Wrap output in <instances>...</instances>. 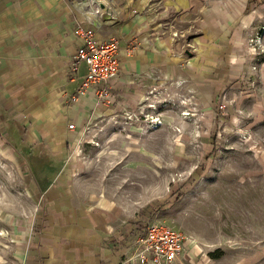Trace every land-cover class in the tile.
Listing matches in <instances>:
<instances>
[{
  "label": "rangeland",
  "instance_id": "374dc122",
  "mask_svg": "<svg viewBox=\"0 0 264 264\" xmlns=\"http://www.w3.org/2000/svg\"><path fill=\"white\" fill-rule=\"evenodd\" d=\"M154 2L166 64L133 74L146 82L138 102L121 88L117 110L53 158L0 137V264H21L56 182L138 235L150 222L179 230L178 264H264V0Z\"/></svg>",
  "mask_w": 264,
  "mask_h": 264
},
{
  "label": "crops",
  "instance_id": "0c3cea01",
  "mask_svg": "<svg viewBox=\"0 0 264 264\" xmlns=\"http://www.w3.org/2000/svg\"><path fill=\"white\" fill-rule=\"evenodd\" d=\"M84 2L79 1L85 12ZM113 2L115 21L104 11L106 23L97 27V37L115 38L121 47L119 74L124 77L121 82L111 80L110 95L128 86L135 90L134 103L144 94L146 82L138 84L133 74L165 69V54L151 40L159 30L152 12L155 2ZM83 11L78 13L70 0H0V137L29 155L41 146L46 157L60 155L58 144L75 142L77 129L83 132L90 119L117 110L112 99L99 103L96 88L77 101L71 99L87 71L85 64L77 70L73 65L82 46L75 29L88 21ZM125 96L132 103V95ZM60 185L48 189L37 229L19 255L21 264H129L136 224L125 222L116 210L84 206L64 195Z\"/></svg>",
  "mask_w": 264,
  "mask_h": 264
},
{
  "label": "built area",
  "instance_id": "2783aa9c",
  "mask_svg": "<svg viewBox=\"0 0 264 264\" xmlns=\"http://www.w3.org/2000/svg\"><path fill=\"white\" fill-rule=\"evenodd\" d=\"M75 1L77 0H70L77 9ZM97 4H94V8H98L96 12L101 9L98 2ZM77 11L80 12L78 9ZM105 23V21L98 23L88 18L87 25L79 23L75 29L82 46L74 58V70L85 64L87 71L83 74L76 93L71 96L73 101H77L93 88L98 89L99 103L112 99L109 83L119 76L121 47L115 38L106 41L97 37V27ZM133 116L128 119L133 120ZM154 123L156 126V121ZM69 128L73 129L74 125H70ZM184 243L185 237L176 228L162 222H150L146 226L145 233L138 235L133 241V255L129 259V264H174L180 261L184 253Z\"/></svg>",
  "mask_w": 264,
  "mask_h": 264
},
{
  "label": "bare ground",
  "instance_id": "6f19581e",
  "mask_svg": "<svg viewBox=\"0 0 264 264\" xmlns=\"http://www.w3.org/2000/svg\"><path fill=\"white\" fill-rule=\"evenodd\" d=\"M80 0H77L75 3L77 9L83 11V6H82V3L84 2L83 0L82 3H79ZM86 2H84V5L88 4V9H85V12L84 14L86 16H88L89 19L95 21V22H104V19H103V12L106 13V14H109V20L112 21V19H114L115 21V17L117 16V8L113 2V0H85ZM96 2H99L101 4H104L105 5V9H99L98 12L97 11V7L94 8V5ZM108 21V20H107ZM182 80V79H181ZM188 81V80H186ZM186 81H179L177 83V85H182L183 83H185Z\"/></svg>",
  "mask_w": 264,
  "mask_h": 264
},
{
  "label": "water",
  "instance_id": "95a60500",
  "mask_svg": "<svg viewBox=\"0 0 264 264\" xmlns=\"http://www.w3.org/2000/svg\"><path fill=\"white\" fill-rule=\"evenodd\" d=\"M100 7H101L102 9H105V5H104V4H101Z\"/></svg>",
  "mask_w": 264,
  "mask_h": 264
}]
</instances>
